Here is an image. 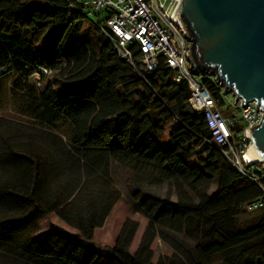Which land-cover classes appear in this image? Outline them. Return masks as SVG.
Wrapping results in <instances>:
<instances>
[{"label": "trees", "instance_id": "obj_1", "mask_svg": "<svg viewBox=\"0 0 264 264\" xmlns=\"http://www.w3.org/2000/svg\"><path fill=\"white\" fill-rule=\"evenodd\" d=\"M85 18L69 0H0V93L8 83L28 118L0 114V264H264L262 165L246 173L232 165L163 57L141 75ZM197 73L225 115L237 109L214 75ZM112 161L175 180L192 196L134 190L132 208L147 220L137 249L139 222L128 218L104 256L85 242L121 198ZM158 237L173 253L153 263Z\"/></svg>", "mask_w": 264, "mask_h": 264}, {"label": "built area", "instance_id": "obj_2", "mask_svg": "<svg viewBox=\"0 0 264 264\" xmlns=\"http://www.w3.org/2000/svg\"><path fill=\"white\" fill-rule=\"evenodd\" d=\"M73 8L92 19L97 30L112 41L118 55L134 70L143 74L154 69L163 57L167 68L175 72V80H186L190 88L189 106L203 112L214 142L224 155L243 173L256 165L247 160L249 140L246 130L252 123H259L264 109L255 101L241 106L240 102L226 98L227 105L237 108L225 115L200 75L192 66L188 55L189 41L181 23L174 17L182 0H69ZM135 51L140 56L135 55ZM47 72L46 69H43ZM233 99V98H232ZM260 201L247 205L253 208Z\"/></svg>", "mask_w": 264, "mask_h": 264}, {"label": "water", "instance_id": "obj_3", "mask_svg": "<svg viewBox=\"0 0 264 264\" xmlns=\"http://www.w3.org/2000/svg\"><path fill=\"white\" fill-rule=\"evenodd\" d=\"M189 41L190 62L214 75L225 94L264 109V0H182L174 16ZM247 153L264 170V115L246 130Z\"/></svg>", "mask_w": 264, "mask_h": 264}, {"label": "rangeland", "instance_id": "obj_4", "mask_svg": "<svg viewBox=\"0 0 264 264\" xmlns=\"http://www.w3.org/2000/svg\"><path fill=\"white\" fill-rule=\"evenodd\" d=\"M92 16V19L85 18L89 25H93L92 20L98 18V15ZM51 41L52 36L48 34L43 38L39 47L45 50L49 47ZM227 98H229V100H234L231 95H228ZM0 114L17 122H28V118L17 111L15 104L10 99L8 83L5 84L0 93ZM110 170L113 183L120 191L121 198L114 206L105 224L96 229L94 241L92 243L85 242V245L89 248L98 250L106 256L110 252L124 221L130 218L139 222L137 233L130 248L131 252L135 253L140 238L146 228L147 220L141 213L132 208L131 203L133 201V191L137 188H141V191L150 192L159 195L162 198H169L172 201H177L180 198H190L192 192L185 185L178 183L175 180L162 178L154 172H136L128 166H124L115 161H112ZM216 189L217 186L212 184L207 190V193L212 194ZM256 214V211L249 212L241 217V221L248 223ZM50 221L63 225L70 233L75 232L73 228L67 226L55 214H52ZM178 238L191 245L193 244V241L188 238L183 236ZM153 249L155 253L153 263H156L160 257L169 256L173 253L171 245L159 237L155 239Z\"/></svg>", "mask_w": 264, "mask_h": 264}, {"label": "bare ground", "instance_id": "obj_5", "mask_svg": "<svg viewBox=\"0 0 264 264\" xmlns=\"http://www.w3.org/2000/svg\"><path fill=\"white\" fill-rule=\"evenodd\" d=\"M245 158H246L248 161H249V160H252L248 153L245 155Z\"/></svg>", "mask_w": 264, "mask_h": 264}]
</instances>
